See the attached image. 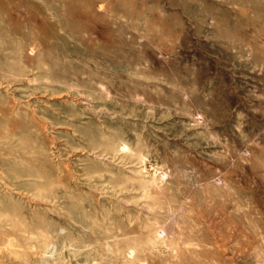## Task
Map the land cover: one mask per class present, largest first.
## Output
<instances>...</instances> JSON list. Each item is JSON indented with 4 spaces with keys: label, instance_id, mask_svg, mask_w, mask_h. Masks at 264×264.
I'll list each match as a JSON object with an SVG mask.
<instances>
[{
    "label": "rangeland",
    "instance_id": "rangeland-1",
    "mask_svg": "<svg viewBox=\"0 0 264 264\" xmlns=\"http://www.w3.org/2000/svg\"><path fill=\"white\" fill-rule=\"evenodd\" d=\"M0 264H264V0H0Z\"/></svg>",
    "mask_w": 264,
    "mask_h": 264
}]
</instances>
